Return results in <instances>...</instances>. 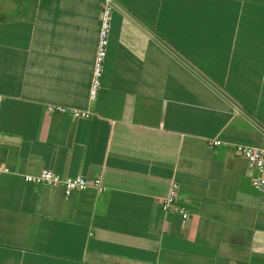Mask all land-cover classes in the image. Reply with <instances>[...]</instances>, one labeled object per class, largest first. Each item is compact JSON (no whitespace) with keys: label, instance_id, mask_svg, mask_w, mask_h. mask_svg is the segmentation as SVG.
<instances>
[{"label":"crops","instance_id":"0c3cea01","mask_svg":"<svg viewBox=\"0 0 264 264\" xmlns=\"http://www.w3.org/2000/svg\"><path fill=\"white\" fill-rule=\"evenodd\" d=\"M114 1L90 102L101 0H0V264H264L235 154L264 146V0ZM44 169L106 191L24 181ZM173 181L187 220L162 211Z\"/></svg>","mask_w":264,"mask_h":264},{"label":"built area","instance_id":"2783aa9c","mask_svg":"<svg viewBox=\"0 0 264 264\" xmlns=\"http://www.w3.org/2000/svg\"><path fill=\"white\" fill-rule=\"evenodd\" d=\"M101 3L102 7L97 50L89 92L90 102H93L96 99L101 85L104 62L107 56L111 21L113 13L118 9L114 0H101ZM2 100L3 96L0 95V104ZM234 109L237 112L239 111V108L237 107H234ZM46 111L47 113L68 114L73 119H89L92 116V113L88 110L66 109L60 106H48ZM253 125L259 130L264 141V127L255 123H253ZM210 145L213 147H219L224 145V143L220 140H212ZM235 154L243 157L247 162L248 168L253 171V177L251 179L252 188L257 193L264 195V146L253 147L236 145ZM6 173H8V169L0 165V175ZM23 177L26 183L47 187H60L63 190L65 198H69L74 192L93 190L96 194H103L106 191V187L103 185L101 178H95L89 181L82 176H62L50 169H44L36 175L27 174ZM162 211L164 213L177 214L183 220H187L190 217L189 208L180 202L179 185L175 181L171 183L167 196L162 200Z\"/></svg>","mask_w":264,"mask_h":264}]
</instances>
